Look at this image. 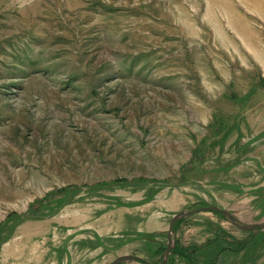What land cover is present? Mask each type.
I'll return each mask as SVG.
<instances>
[{
  "label": "rangeland",
  "instance_id": "rangeland-1",
  "mask_svg": "<svg viewBox=\"0 0 264 264\" xmlns=\"http://www.w3.org/2000/svg\"><path fill=\"white\" fill-rule=\"evenodd\" d=\"M206 205L264 221V0H0V264H158ZM174 229L165 264H264Z\"/></svg>",
  "mask_w": 264,
  "mask_h": 264
},
{
  "label": "water",
  "instance_id": "water-1",
  "mask_svg": "<svg viewBox=\"0 0 264 264\" xmlns=\"http://www.w3.org/2000/svg\"><path fill=\"white\" fill-rule=\"evenodd\" d=\"M204 210H212V211H217V212L222 213L228 220H230L238 228L243 229V230H249V231L257 232V231L264 228V221L259 222V223H253V224H243V223L239 222V220L229 210L221 208L220 206H217V205H206V206L194 208L192 210L180 211L174 215V217L172 218V220L170 222V227H169V232H168L169 242H168L167 248L164 252V259L162 262H160L158 264H165V262L167 261L169 255H170L171 250L176 246L175 229H174L176 221L181 217L190 216L192 214H195L199 211H204ZM172 234H174V235H172ZM126 260H139V261H143L147 264H155L153 262H150V261H148V260H146V259H144L138 255H134V254L122 255V256L116 258L114 261H112L109 264H119V263L126 261Z\"/></svg>",
  "mask_w": 264,
  "mask_h": 264
},
{
  "label": "crops",
  "instance_id": "crops-1",
  "mask_svg": "<svg viewBox=\"0 0 264 264\" xmlns=\"http://www.w3.org/2000/svg\"><path fill=\"white\" fill-rule=\"evenodd\" d=\"M245 247L246 246H244L240 251H235V250H232V249H229V248H227V249H224L226 252H230V253H241L242 251H244V249H245ZM258 248V247H257ZM260 250H258L257 252H259ZM221 254H224V252H222ZM117 258V257H116ZM113 260H111L110 262H112ZM110 262H108L107 264H109Z\"/></svg>",
  "mask_w": 264,
  "mask_h": 264
},
{
  "label": "bare ground",
  "instance_id": "bare-ground-1",
  "mask_svg": "<svg viewBox=\"0 0 264 264\" xmlns=\"http://www.w3.org/2000/svg\"><path fill=\"white\" fill-rule=\"evenodd\" d=\"M129 255H131V254H129Z\"/></svg>",
  "mask_w": 264,
  "mask_h": 264
}]
</instances>
